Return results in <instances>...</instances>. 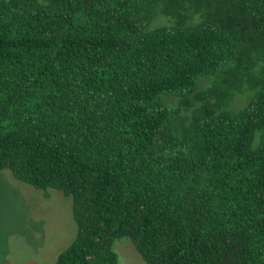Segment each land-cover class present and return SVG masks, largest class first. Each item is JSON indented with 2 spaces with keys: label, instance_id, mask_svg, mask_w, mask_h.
Masks as SVG:
<instances>
[{
  "label": "trees",
  "instance_id": "trees-1",
  "mask_svg": "<svg viewBox=\"0 0 264 264\" xmlns=\"http://www.w3.org/2000/svg\"><path fill=\"white\" fill-rule=\"evenodd\" d=\"M4 168L71 196L54 264H264V0H0Z\"/></svg>",
  "mask_w": 264,
  "mask_h": 264
},
{
  "label": "rangeland",
  "instance_id": "rangeland-1",
  "mask_svg": "<svg viewBox=\"0 0 264 264\" xmlns=\"http://www.w3.org/2000/svg\"><path fill=\"white\" fill-rule=\"evenodd\" d=\"M76 231L71 196L0 170V264H54ZM113 250L117 264H147L127 237L117 238Z\"/></svg>",
  "mask_w": 264,
  "mask_h": 264
}]
</instances>
